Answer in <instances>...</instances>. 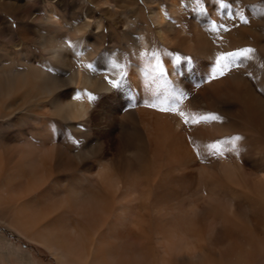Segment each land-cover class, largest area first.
Returning a JSON list of instances; mask_svg holds the SVG:
<instances>
[{"label":"bare ground","instance_id":"1","mask_svg":"<svg viewBox=\"0 0 264 264\" xmlns=\"http://www.w3.org/2000/svg\"><path fill=\"white\" fill-rule=\"evenodd\" d=\"M69 1L19 27L37 49L0 51V223L58 264H264V0L147 2L151 16L91 0L77 20ZM24 4L0 0L30 18ZM236 136L223 155L207 148Z\"/></svg>","mask_w":264,"mask_h":264},{"label":"rangeland","instance_id":"2","mask_svg":"<svg viewBox=\"0 0 264 264\" xmlns=\"http://www.w3.org/2000/svg\"><path fill=\"white\" fill-rule=\"evenodd\" d=\"M68 1V0H67ZM170 0H134V2H137L138 5L141 7L145 6L146 12L150 15V7L147 2L150 3H161V4H168ZM214 2H226V0H213ZM25 3L27 4V7L29 8L30 12V18H24L23 16H16L12 15L10 13H5L2 8L0 7V51H13L18 48L19 43H25L18 35V29L20 26H23L24 24L30 25V27L33 30H39L41 27V23L39 21L32 18L38 17V15L41 13V8H44L45 6V0H19V3ZM69 2L70 7L69 12H72V18L80 19L82 16V9L83 6L81 2L87 3V6L91 10H95V5L90 3L91 0H70ZM180 2H207V0H180ZM29 3V4H28ZM74 3V4H73ZM24 4V6H25ZM186 4V3H184ZM187 5V4H186ZM2 11V12H1ZM28 12V13H29ZM74 12V13H73ZM10 14V15H9ZM76 14V15H74ZM71 15V14H70ZM25 22V23H24ZM105 25L107 27V31H105L109 35L108 27H118L115 25L113 21L106 20ZM125 21H122L119 26L124 25ZM120 28L118 29V32H120ZM17 34V35H16ZM16 35V36H14ZM23 41V42H22ZM31 49H37L32 44H27ZM18 125H4L1 126L2 131H8V127L10 128H16ZM7 226L2 225L0 223V264H58V262L53 258V256L44 248L38 246L37 244L30 243L16 234L13 230L10 228H6Z\"/></svg>","mask_w":264,"mask_h":264},{"label":"snow or ice","instance_id":"3","mask_svg":"<svg viewBox=\"0 0 264 264\" xmlns=\"http://www.w3.org/2000/svg\"><path fill=\"white\" fill-rule=\"evenodd\" d=\"M243 23L248 24L250 23V21L246 18V17H241ZM214 30L215 26H214ZM225 31H228L229 29L225 28ZM68 45L71 47V42H67ZM254 52V49L252 48H244V49H240V50H236L234 52H229V53H224L221 54L217 60H216V68L215 71L212 73V78H218V77H223L224 75H226L228 72H230L233 68V66H239V61H241L242 59H247L250 57L251 53ZM151 58L155 59V65H148V67L151 69V71L153 73H155L156 75H158L160 78H164L166 75L165 72V68L160 60V54L159 52L153 51L151 53ZM176 63L179 64L180 63V57L177 56L175 58ZM90 70H93V66L92 65H88L87 66ZM113 67L116 69H119L121 67H123L122 65L118 64V63H114ZM49 71H51V69H49ZM147 74V73H146ZM121 76L123 77V73H121ZM113 87H119L122 83H123V78H121V80H109L108 81ZM77 99L80 98L79 95L76 96ZM89 99H95L94 96H92L91 94H89ZM173 99H175L177 101V103L183 99V95L181 94L180 96H176L175 94H173ZM149 107H157V105L153 104V105H149ZM161 111H171L174 113H177L178 115H180L183 119H184V123L188 124L189 122H191L192 124H199L202 122H208V121H219L221 118L215 114H211V115H207V116H201L199 118L192 116L191 118L185 114L184 112H180L178 110V108L175 107H161L160 108ZM242 137L240 136H236L233 138H230L227 141H220V142H216L213 144H209L207 145V148L210 151H214L216 154L218 155H223V151H224V147L225 145H231V146H235L236 142L241 140Z\"/></svg>","mask_w":264,"mask_h":264}]
</instances>
